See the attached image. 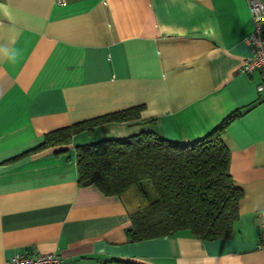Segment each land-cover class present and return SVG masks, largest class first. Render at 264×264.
<instances>
[{
    "label": "crops",
    "instance_id": "1",
    "mask_svg": "<svg viewBox=\"0 0 264 264\" xmlns=\"http://www.w3.org/2000/svg\"><path fill=\"white\" fill-rule=\"evenodd\" d=\"M252 29L246 0H0V264L18 252L61 264H264V92L258 71H241ZM137 105L135 118L32 150L49 130ZM233 110L221 138L242 196L229 237L130 241L126 203L77 182V143L142 129L192 141Z\"/></svg>",
    "mask_w": 264,
    "mask_h": 264
},
{
    "label": "trees",
    "instance_id": "2",
    "mask_svg": "<svg viewBox=\"0 0 264 264\" xmlns=\"http://www.w3.org/2000/svg\"><path fill=\"white\" fill-rule=\"evenodd\" d=\"M141 107L49 130L32 150L65 144L81 131L91 134L104 122L135 118ZM238 114L231 111L215 128L192 141L172 140L142 129L122 137L77 143V182L92 183L103 194L118 195L126 203L131 225L125 233L130 241L184 229L200 239L229 237L242 190L229 173V150L221 136L225 125ZM111 260L116 264H145L123 258Z\"/></svg>",
    "mask_w": 264,
    "mask_h": 264
},
{
    "label": "built area",
    "instance_id": "3",
    "mask_svg": "<svg viewBox=\"0 0 264 264\" xmlns=\"http://www.w3.org/2000/svg\"><path fill=\"white\" fill-rule=\"evenodd\" d=\"M64 3L65 0H56ZM253 22L252 31L246 36L251 53L244 59L242 72L258 71L259 81L256 89L264 92V0H246ZM256 226L259 230L258 247L264 248V207L257 213ZM57 253L29 254L18 252L4 260L3 264H61Z\"/></svg>",
    "mask_w": 264,
    "mask_h": 264
},
{
    "label": "clouds",
    "instance_id": "4",
    "mask_svg": "<svg viewBox=\"0 0 264 264\" xmlns=\"http://www.w3.org/2000/svg\"><path fill=\"white\" fill-rule=\"evenodd\" d=\"M13 59H15V57H13Z\"/></svg>",
    "mask_w": 264,
    "mask_h": 264
}]
</instances>
